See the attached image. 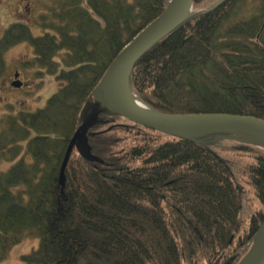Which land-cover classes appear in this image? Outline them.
<instances>
[{
  "label": "trees",
  "instance_id": "1",
  "mask_svg": "<svg viewBox=\"0 0 264 264\" xmlns=\"http://www.w3.org/2000/svg\"><path fill=\"white\" fill-rule=\"evenodd\" d=\"M171 0H40L6 51L29 42L59 90L0 130V264L39 240L23 264H240L264 223V148L232 134L175 137L101 116L89 161L64 158L85 105L113 62ZM194 0V13L143 54L131 91L163 114L264 120V0ZM199 6L201 8H199ZM4 162H12L7 169Z\"/></svg>",
  "mask_w": 264,
  "mask_h": 264
},
{
  "label": "water",
  "instance_id": "2",
  "mask_svg": "<svg viewBox=\"0 0 264 264\" xmlns=\"http://www.w3.org/2000/svg\"><path fill=\"white\" fill-rule=\"evenodd\" d=\"M226 0H220L221 5ZM194 0H173L168 9L144 29L114 61L101 83L95 90V100L86 105L82 112V125L72 138L61 168L60 185L66 186V169L76 148L89 161L102 162L92 153L88 139L89 131L94 128L100 116L123 117L138 125L180 138H193L208 134L246 133L255 136L258 142L245 140L264 147V120L254 116L233 114H193L169 115L160 113L145 105L150 111L138 108L132 101L129 77L136 61L165 36L171 33L191 15ZM14 86L21 87L20 81ZM261 234V233H260ZM241 264H264V249L254 258Z\"/></svg>",
  "mask_w": 264,
  "mask_h": 264
},
{
  "label": "rangeland",
  "instance_id": "3",
  "mask_svg": "<svg viewBox=\"0 0 264 264\" xmlns=\"http://www.w3.org/2000/svg\"><path fill=\"white\" fill-rule=\"evenodd\" d=\"M27 1H30L33 7V10L29 12L30 15L25 13L32 26L33 34L40 36L44 33V30L38 26L35 21L39 18L42 12V4L40 0H0V12L4 17L3 20L0 21V40L11 23L17 20H23V6L27 11H30V5L26 3ZM172 1L173 0L169 2V5ZM201 2H206V0H202ZM217 3L213 8H218L220 6L217 5ZM169 5L166 7V10ZM199 8L201 7L199 6ZM193 13L194 2L192 8V14ZM27 19L24 18V21L27 22ZM33 19H35L34 22H31ZM4 58L6 61V69L4 74L0 76V130L3 127L1 121L5 120L8 115L18 114L20 112H36L37 110L44 108L48 100L59 90L60 87V83L57 81L55 75L46 72L41 69L38 64L33 63L36 56L31 43L23 42L9 48L6 51ZM16 71L21 74L20 79L25 83L22 88H13L11 85ZM232 135L233 138L245 142L240 134ZM11 163L4 162L2 168H9ZM263 229L264 223L255 237L253 246L250 248L246 256H248L254 249ZM38 244L39 240L37 239L25 240L23 243L12 248L2 264H23L22 256L30 254L38 247Z\"/></svg>",
  "mask_w": 264,
  "mask_h": 264
},
{
  "label": "bare ground",
  "instance_id": "4",
  "mask_svg": "<svg viewBox=\"0 0 264 264\" xmlns=\"http://www.w3.org/2000/svg\"><path fill=\"white\" fill-rule=\"evenodd\" d=\"M132 101L134 102V104L144 110V111H147V112H150L151 111L145 106V104L137 99L135 96H133L132 98ZM240 136L244 139V140H249V141H253V142H258L257 138L253 135H250V134H246V133H239ZM263 146H264V143L262 142ZM264 249V229L262 231V233L260 234L257 242H256V246H255V249L253 250L252 254L250 255L249 258H254L256 255H258L262 250Z\"/></svg>",
  "mask_w": 264,
  "mask_h": 264
},
{
  "label": "flooded vegetation",
  "instance_id": "5",
  "mask_svg": "<svg viewBox=\"0 0 264 264\" xmlns=\"http://www.w3.org/2000/svg\"><path fill=\"white\" fill-rule=\"evenodd\" d=\"M26 3H28L29 5H30V11H27L25 8H24V6H23V10H22V16H23V18H25V19H27V17H26V15H25V13H27V14H29L30 15V13L29 12H31L32 10H33V7H32V3L30 2V1H27ZM3 16H2V14H1V12H0V21H2L3 20ZM14 80H12V82H13ZM12 82H11V84H12Z\"/></svg>",
  "mask_w": 264,
  "mask_h": 264
}]
</instances>
